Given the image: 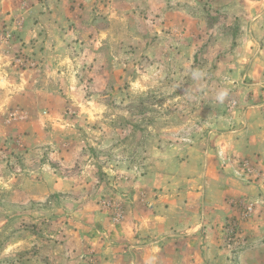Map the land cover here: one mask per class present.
Masks as SVG:
<instances>
[{
  "label": "rangeland",
  "instance_id": "374dc122",
  "mask_svg": "<svg viewBox=\"0 0 264 264\" xmlns=\"http://www.w3.org/2000/svg\"><path fill=\"white\" fill-rule=\"evenodd\" d=\"M182 184L220 203L143 261ZM0 264H264V0H0Z\"/></svg>",
  "mask_w": 264,
  "mask_h": 264
},
{
  "label": "crops",
  "instance_id": "0c3cea01",
  "mask_svg": "<svg viewBox=\"0 0 264 264\" xmlns=\"http://www.w3.org/2000/svg\"><path fill=\"white\" fill-rule=\"evenodd\" d=\"M255 123L256 122L250 123L247 132ZM250 138H252V140H250V142L247 143L249 148L245 150L248 151L249 154L253 155L254 152H256L257 150H255V146L252 144V141L257 145V147L259 146L260 141L259 142L256 141L255 136H252ZM204 163H205L204 158L201 156L200 158L196 157V158L188 159L185 162L181 163L179 167H177L176 169L177 174L179 175L176 176L177 181L179 180V183L185 181L191 183L192 185H194L192 181L198 183L200 176L205 178V174L204 176L202 175L204 171ZM194 177L195 179H193ZM60 181H63V179L58 177L54 179L55 182L54 184L56 186L58 185L64 187L65 183H61ZM150 185L152 188L155 187L153 183H151ZM181 186H182V191H181L182 193H177V194L169 193L168 195H160L158 197L159 199L155 200V203L151 204L154 205L151 209V212L149 214L147 213L148 216L147 220L148 219L150 220H148L147 222H145V220H142L140 222L139 227H140V233H142L141 234L142 237L150 236L151 238L155 239V241L157 242V243L149 242L146 245L143 253L142 251L139 252V256L141 259H143V261L152 262V260L155 258V255H158L159 253H161L160 251L163 250L162 245L170 242L169 240H173V242H171V245H174L176 239L179 238L177 245L178 247L180 246L182 247L184 245L183 241L190 240V238L188 237L190 234L193 236L198 235V232L202 227V223H204V217L207 215V211H202L201 206L203 208L204 207L207 208L208 206H210L209 203L211 202H215L217 204L220 203V199L218 195L214 197L211 194L208 196L207 199L204 200L206 203L202 202L201 199L203 195L202 193H200V188L198 187V184L197 187L195 188L193 187L195 189L193 192L188 193L189 194L188 196L189 199H188L187 196L185 195L187 194L185 186L183 184ZM253 188H254L253 185L252 187L251 186L242 187L241 190L235 193V196L240 197L242 195H245L249 191L252 192ZM221 193L225 195L224 193L226 192L221 191ZM182 205L183 206L190 205L189 207L191 208L193 207V208L191 210L190 208L186 210V207H183ZM226 213L227 212H225V214ZM108 230L113 232L112 235L117 234L119 239H122V237H124L126 242H133L132 240L129 239L131 237L130 236L131 234H132L131 237L132 239H135L136 237V235L134 234L135 232L132 229H131V234H129L128 228H126L124 224L119 225L118 228L109 227ZM183 231H186V233H183ZM178 233H183V234H178ZM195 240H199V239H195ZM195 243L197 242H192V244L190 245H193L192 247H194ZM112 261L113 259H111L110 262ZM115 261L116 259L114 260V262Z\"/></svg>",
  "mask_w": 264,
  "mask_h": 264
},
{
  "label": "clouds",
  "instance_id": "9594fccd",
  "mask_svg": "<svg viewBox=\"0 0 264 264\" xmlns=\"http://www.w3.org/2000/svg\"><path fill=\"white\" fill-rule=\"evenodd\" d=\"M218 98L222 101L224 98V94H221Z\"/></svg>",
  "mask_w": 264,
  "mask_h": 264
}]
</instances>
